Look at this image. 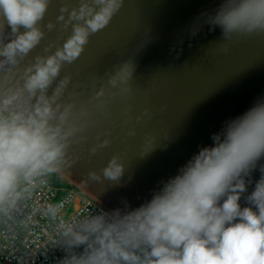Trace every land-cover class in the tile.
Here are the masks:
<instances>
[{"label": "clouds", "instance_id": "1", "mask_svg": "<svg viewBox=\"0 0 264 264\" xmlns=\"http://www.w3.org/2000/svg\"><path fill=\"white\" fill-rule=\"evenodd\" d=\"M52 0H0V221H19L27 202L44 178L81 159L91 130L111 120V103L133 97L135 52L103 77H90L92 87L61 77L84 53L90 38L105 29L126 0H62L56 23L43 21ZM204 24L221 29L218 51L246 38L264 37V0H223L214 14H201ZM200 19L190 30L196 36ZM60 24L62 43H47L42 54L30 53ZM67 34V35H65ZM143 45L137 47V51ZM53 49H55L53 51ZM72 90L69 91V86ZM166 107V106H165ZM132 105L123 109L130 123ZM150 116V110L135 119ZM136 134L127 129L128 136ZM112 129L95 133L88 159L112 144ZM212 146L161 181L162 187L141 206L100 211L64 219L59 205L42 213L55 224L57 239L68 252L63 264H264V98L242 115L225 122L211 136ZM155 138L146 136L143 157ZM261 173L247 192L255 170ZM125 170L114 153L86 183H118ZM255 209V210H254ZM23 222V221H20ZM83 247L77 254L74 249Z\"/></svg>", "mask_w": 264, "mask_h": 264}, {"label": "water", "instance_id": "2", "mask_svg": "<svg viewBox=\"0 0 264 264\" xmlns=\"http://www.w3.org/2000/svg\"><path fill=\"white\" fill-rule=\"evenodd\" d=\"M62 0H52L43 21L56 23ZM223 0H126L111 23L90 38L84 53L71 65H65L61 77L70 74L84 98L100 86L92 87L90 77H103L115 64L135 52L137 65L133 80V97L117 98L111 103L113 117L91 130L95 133L112 129V144L88 159L87 147L81 159L62 170L70 172L85 189L110 209H135L149 201L167 181L178 174L201 147L212 146L211 136L225 122L242 115L264 98V37L246 38L230 45L227 55L218 51L221 29L203 23L201 14H214ZM200 30L190 35L194 22ZM46 31L45 40L30 53L29 59L43 53L49 42L62 43L60 24ZM67 35V34H65ZM143 45L137 51L139 45ZM55 49H53L54 51ZM72 86H69V91ZM132 105V119L123 125V109ZM166 106V107H165ZM150 110V116L135 118ZM134 127L136 134L127 135ZM146 136L154 137L153 146L141 157ZM114 153H121L125 170L118 183H86L89 170L99 171ZM259 163H264L262 159ZM261 173L253 171V183L239 201L255 187ZM126 202V204H125ZM255 210V209H254Z\"/></svg>", "mask_w": 264, "mask_h": 264}, {"label": "built area", "instance_id": "3", "mask_svg": "<svg viewBox=\"0 0 264 264\" xmlns=\"http://www.w3.org/2000/svg\"><path fill=\"white\" fill-rule=\"evenodd\" d=\"M48 204L59 205L64 219L112 211L85 187L63 189L45 177L27 202L26 216L30 220L21 217L19 221H0V264H63L68 252L62 244L54 243L55 224L42 213ZM73 251L82 253L83 247Z\"/></svg>", "mask_w": 264, "mask_h": 264}, {"label": "rangeland", "instance_id": "4", "mask_svg": "<svg viewBox=\"0 0 264 264\" xmlns=\"http://www.w3.org/2000/svg\"><path fill=\"white\" fill-rule=\"evenodd\" d=\"M47 177H49L54 184L63 189H70L75 185L83 186L70 172L62 169Z\"/></svg>", "mask_w": 264, "mask_h": 264}]
</instances>
